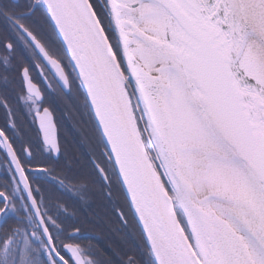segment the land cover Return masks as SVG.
Segmentation results:
<instances>
[{"label": "snow or ice", "instance_id": "1", "mask_svg": "<svg viewBox=\"0 0 264 264\" xmlns=\"http://www.w3.org/2000/svg\"><path fill=\"white\" fill-rule=\"evenodd\" d=\"M0 18V224L15 220L0 264H105L52 195L88 188L61 166L44 106L56 88L83 96L93 172L139 229L126 264H264V0H7ZM13 101L39 120V143L16 135Z\"/></svg>", "mask_w": 264, "mask_h": 264}, {"label": "trees", "instance_id": "2", "mask_svg": "<svg viewBox=\"0 0 264 264\" xmlns=\"http://www.w3.org/2000/svg\"><path fill=\"white\" fill-rule=\"evenodd\" d=\"M84 121L74 115L68 123H64V126L74 127L78 133L77 140L73 142L76 157L71 162L75 171L88 177V188L78 194L76 199H72L73 204H70L69 199V207L72 205L76 218L69 222H73L72 226L80 230L79 242L92 245L105 264H126L133 256L139 260L143 248L139 229L130 213L127 216L128 224L125 226L121 218L113 212L114 206L119 207L124 203L123 195L113 186L112 200L109 201L106 193L110 189L94 174L89 159L92 153H89L88 148H97L98 137L88 116ZM4 168L0 166V183L9 175ZM12 222L15 223L11 220L8 224H0V232L14 226L10 224Z\"/></svg>", "mask_w": 264, "mask_h": 264}, {"label": "flooded vegetation", "instance_id": "3", "mask_svg": "<svg viewBox=\"0 0 264 264\" xmlns=\"http://www.w3.org/2000/svg\"><path fill=\"white\" fill-rule=\"evenodd\" d=\"M0 2H7V0H0ZM23 3L24 0H21ZM4 27L3 19L0 18V32H2ZM32 75L36 77L34 83H37V86L40 87L43 85V80L40 78V74L38 72H33ZM48 79H51L49 74ZM15 89V91H12ZM6 91L3 80H0V95L4 94ZM7 91L15 97L16 94L20 91V83L17 80L15 83L9 84ZM83 105V96L80 92L73 88L71 93H65L64 91L56 88L55 91L48 96V101L45 103V107H48L52 112V117L54 119V123L56 125L57 130V140L61 146V149L64 153L63 156L60 157L61 166L65 162L71 163L73 165L74 157H76V150L73 146V142L77 140V131L74 127L64 126V123H68L71 118L76 115L79 120L82 121L87 119V115L84 113ZM13 106L17 108L15 114V122L17 125L16 135L23 140H32L34 143H39L42 140V132L38 131L39 128V120L34 118L33 114H30L26 108L22 105H16L15 101H13ZM7 119L6 111L3 107H0V127H3L5 121ZM85 122V121H84ZM83 122V123H84ZM11 135V133H10ZM16 147H20L19 143H17ZM90 149V150H89ZM99 146L97 148H88L89 153H92L89 156L90 161L96 158L99 153ZM56 155V154H53ZM5 150L0 146V165L5 167L7 170V165L4 163ZM47 158V153L44 156H38V159ZM73 160V161H72ZM72 161V162H71ZM34 171L38 172L37 165H32ZM73 170L75 171V167L73 166ZM53 175H56L55 173ZM41 183H44L41 181ZM45 188L50 189L51 185H44ZM55 198H57L61 204L65 205L66 212H63V215L66 217L65 223L66 225H73V222H69V220H74L75 214H73V207H69V199L70 204H73L72 199H76L78 194L73 192L71 194L55 192L52 194ZM15 221V220H13ZM15 226V223H10ZM72 231V228L68 229ZM80 235V230H79Z\"/></svg>", "mask_w": 264, "mask_h": 264}, {"label": "water", "instance_id": "4", "mask_svg": "<svg viewBox=\"0 0 264 264\" xmlns=\"http://www.w3.org/2000/svg\"><path fill=\"white\" fill-rule=\"evenodd\" d=\"M53 118V117H52ZM53 121H54V119H53ZM55 132H56V138H57V130H56V125H55Z\"/></svg>", "mask_w": 264, "mask_h": 264}]
</instances>
